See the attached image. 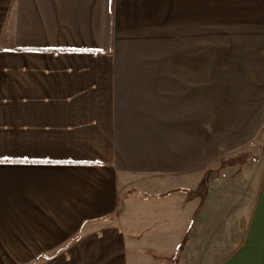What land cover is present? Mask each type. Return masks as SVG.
Returning a JSON list of instances; mask_svg holds the SVG:
<instances>
[{
  "label": "crops",
  "instance_id": "1",
  "mask_svg": "<svg viewBox=\"0 0 264 264\" xmlns=\"http://www.w3.org/2000/svg\"><path fill=\"white\" fill-rule=\"evenodd\" d=\"M259 27L264 0H0V264H264V152L211 180L169 157L264 138Z\"/></svg>",
  "mask_w": 264,
  "mask_h": 264
},
{
  "label": "rangeland",
  "instance_id": "2",
  "mask_svg": "<svg viewBox=\"0 0 264 264\" xmlns=\"http://www.w3.org/2000/svg\"><path fill=\"white\" fill-rule=\"evenodd\" d=\"M261 32H264V27H259ZM244 28L240 26H229V27H215V26H202L201 27V49H215V50H224L228 53L240 51L244 44ZM232 55V54H231ZM236 56L233 61L240 64L242 60ZM239 71L240 69H236ZM216 80H221L220 78L225 76L227 82H229L233 87L230 90H227V98L230 101V115L232 117H239L242 113V101H240L241 93V81L243 80L242 73L233 71L228 75L216 74ZM217 81V82H218ZM244 81V80H243ZM208 83L203 84L207 86ZM209 89H202V111L200 112L202 120L204 116L208 113V103H207V94ZM263 100H264V89H263ZM241 102V103H240ZM260 108V107H259ZM264 110V105H263ZM260 113V112H259ZM264 115V112H262ZM256 116V114H253ZM236 119H234L233 122ZM203 124V122H202ZM203 129V127H202ZM206 136L201 137L200 139H195V143L192 139H185L184 142V153L183 154H174L170 155L173 161H176L177 157L182 158L184 161L186 172H191L193 165L200 166L202 175L206 173L205 177L208 180L214 179L220 175V171L223 168L228 167L231 159H235L239 163L245 162L253 153H256V159H260V156H263L264 152V138H241V137H209L207 134L209 132H204ZM250 148L248 154H243ZM261 150V155L255 152L257 149Z\"/></svg>",
  "mask_w": 264,
  "mask_h": 264
},
{
  "label": "trees",
  "instance_id": "3",
  "mask_svg": "<svg viewBox=\"0 0 264 264\" xmlns=\"http://www.w3.org/2000/svg\"><path fill=\"white\" fill-rule=\"evenodd\" d=\"M229 162H230V164H228L227 166H234V165L239 164V162L236 161L235 159H231Z\"/></svg>",
  "mask_w": 264,
  "mask_h": 264
}]
</instances>
